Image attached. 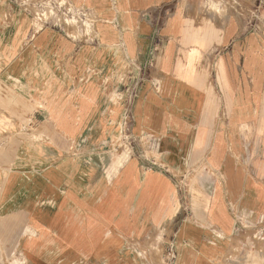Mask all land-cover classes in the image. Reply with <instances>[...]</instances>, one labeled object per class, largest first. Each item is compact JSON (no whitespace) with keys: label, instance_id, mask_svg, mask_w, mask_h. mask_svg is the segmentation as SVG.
<instances>
[{"label":"crops","instance_id":"0c3cea01","mask_svg":"<svg viewBox=\"0 0 264 264\" xmlns=\"http://www.w3.org/2000/svg\"><path fill=\"white\" fill-rule=\"evenodd\" d=\"M42 1L0 0V259L264 264V0Z\"/></svg>","mask_w":264,"mask_h":264},{"label":"rangeland","instance_id":"374dc122","mask_svg":"<svg viewBox=\"0 0 264 264\" xmlns=\"http://www.w3.org/2000/svg\"><path fill=\"white\" fill-rule=\"evenodd\" d=\"M63 2L60 0H56L54 2H52V0H44L42 1L41 5L39 6V9L36 10L37 14H36V18H47L48 15L51 14V12H56V6L58 8H60L62 6ZM53 14V13H52ZM126 136L125 133L122 135L121 138L117 139V141L115 142L116 144H121L122 148H125L126 146ZM3 223L0 222V233L3 232ZM1 237V236H0ZM2 238V237H1ZM0 241L3 240V238ZM13 239V237H11ZM11 239V240H12ZM0 253H3L0 249ZM8 254L10 256H8ZM3 254V256H1L0 259V264H2V262H4L5 264H28L26 263L25 259L22 258L15 250L14 247H11L10 253Z\"/></svg>","mask_w":264,"mask_h":264}]
</instances>
